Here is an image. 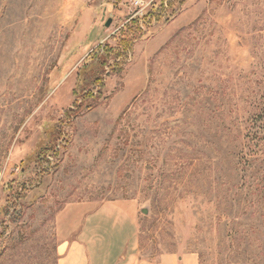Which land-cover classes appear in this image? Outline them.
Wrapping results in <instances>:
<instances>
[{
	"label": "rangeland",
	"instance_id": "1",
	"mask_svg": "<svg viewBox=\"0 0 264 264\" xmlns=\"http://www.w3.org/2000/svg\"><path fill=\"white\" fill-rule=\"evenodd\" d=\"M74 1L0 0V264H57L59 242L105 201L139 205L141 264L170 253L264 264V0H185L144 25L98 107L65 128L60 167L51 159L19 177L40 125L73 105L89 40L113 19L106 11L81 41ZM101 1L124 24L138 16L131 0ZM12 181L28 189L4 214Z\"/></svg>",
	"mask_w": 264,
	"mask_h": 264
},
{
	"label": "trees",
	"instance_id": "2",
	"mask_svg": "<svg viewBox=\"0 0 264 264\" xmlns=\"http://www.w3.org/2000/svg\"><path fill=\"white\" fill-rule=\"evenodd\" d=\"M184 3L185 0H158L143 14V17L131 18L112 33L110 40L101 41L92 48L77 71L73 105L63 112L61 119L43 122L40 125L41 134L36 144L20 161L22 165L19 177L26 174L30 167H35V170L39 169L40 172L47 171L53 161H56L53 166L55 170L60 167V147L68 143L65 128L72 126L76 118L84 112L98 107L104 97L106 78L115 70L116 73H120L121 66L133 53L134 45L146 37V28L143 29V26L151 27L153 24L159 25L161 22L169 21ZM112 40L116 43H111ZM120 86L121 84L117 87ZM14 181L7 182L5 186L4 207H2L4 214L9 211L5 210L6 203L19 202L28 189V184L24 181L14 187Z\"/></svg>",
	"mask_w": 264,
	"mask_h": 264
},
{
	"label": "crops",
	"instance_id": "3",
	"mask_svg": "<svg viewBox=\"0 0 264 264\" xmlns=\"http://www.w3.org/2000/svg\"><path fill=\"white\" fill-rule=\"evenodd\" d=\"M74 1V0H73ZM76 2V0L74 1ZM82 6V18L76 34H82L81 41L90 37V31L98 25L102 30L104 13H113V26L90 41L96 45L108 39L112 32L126 22L124 11L114 4L77 0ZM81 31V32H80ZM95 43V44H94ZM139 205L132 201H105L88 211L81 221L77 233L63 238L57 247V264H141L140 263V221ZM75 231V230H74ZM156 264H199L196 254H166L161 263Z\"/></svg>",
	"mask_w": 264,
	"mask_h": 264
},
{
	"label": "built area",
	"instance_id": "4",
	"mask_svg": "<svg viewBox=\"0 0 264 264\" xmlns=\"http://www.w3.org/2000/svg\"><path fill=\"white\" fill-rule=\"evenodd\" d=\"M155 0H131L130 10L132 15L142 16Z\"/></svg>",
	"mask_w": 264,
	"mask_h": 264
},
{
	"label": "water",
	"instance_id": "5",
	"mask_svg": "<svg viewBox=\"0 0 264 264\" xmlns=\"http://www.w3.org/2000/svg\"><path fill=\"white\" fill-rule=\"evenodd\" d=\"M112 21H113V19L111 18V19H109L106 23H105V27H110L111 26V24H112ZM141 211H142V213H144V214H149V209L148 208H141Z\"/></svg>",
	"mask_w": 264,
	"mask_h": 264
}]
</instances>
